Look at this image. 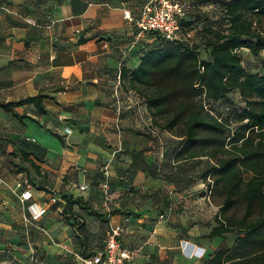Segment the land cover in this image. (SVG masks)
<instances>
[{
	"label": "crops",
	"instance_id": "obj_1",
	"mask_svg": "<svg viewBox=\"0 0 264 264\" xmlns=\"http://www.w3.org/2000/svg\"><path fill=\"white\" fill-rule=\"evenodd\" d=\"M143 1L0 0V103L43 95L46 110L15 107L26 115L19 120L0 109V264H11L9 254L56 263L78 249L60 216L62 194L101 215L84 212L89 248L109 224L123 223L133 264H208L233 247V234L208 236L219 206L201 178L206 159L177 160L182 139L155 127L143 100L122 87L121 67L137 68L157 45L134 22ZM113 151L106 201L102 165ZM24 180L32 196L21 201L14 187ZM32 204L42 209L35 219Z\"/></svg>",
	"mask_w": 264,
	"mask_h": 264
},
{
	"label": "trees",
	"instance_id": "obj_2",
	"mask_svg": "<svg viewBox=\"0 0 264 264\" xmlns=\"http://www.w3.org/2000/svg\"><path fill=\"white\" fill-rule=\"evenodd\" d=\"M184 1L189 6L182 33L190 32L191 38L168 41L149 32L157 45L137 68L121 67L122 87L143 100L155 127L182 139L177 160L206 159L201 178L219 206L208 236H236L233 247L213 252L208 264H264V69L248 71L242 59L243 50L260 59L264 52V0H218L224 19L202 26L188 17L193 0ZM236 95L241 106H229ZM43 99L36 95L0 103V109L23 120L26 115L14 108L32 104L44 114ZM21 154L28 159V153ZM31 163L40 175L39 166ZM60 199V216L77 238L79 255H92L102 243L89 248L84 212L101 215L82 197L62 194Z\"/></svg>",
	"mask_w": 264,
	"mask_h": 264
},
{
	"label": "built area",
	"instance_id": "obj_3",
	"mask_svg": "<svg viewBox=\"0 0 264 264\" xmlns=\"http://www.w3.org/2000/svg\"><path fill=\"white\" fill-rule=\"evenodd\" d=\"M188 3L184 0H146L140 15L134 20L139 33L157 32L161 37L168 41L187 40L191 38V33H182V21L186 17ZM124 17L131 20L129 12H124ZM112 157L102 165L104 180L101 183L104 199L108 200V181H109V163ZM79 190L86 189V185L78 186ZM14 190L20 191L21 201L29 200L32 196L30 185L27 180L19 181L15 184ZM210 192L208 191V194ZM31 205V216L35 219L41 213L42 209L34 208ZM161 218H164L162 215ZM128 220V219H126ZM125 232V226L121 224H109L105 230L102 247L95 253L88 256H78L81 264H133L135 253L125 248L121 243V236Z\"/></svg>",
	"mask_w": 264,
	"mask_h": 264
},
{
	"label": "rangeland",
	"instance_id": "obj_4",
	"mask_svg": "<svg viewBox=\"0 0 264 264\" xmlns=\"http://www.w3.org/2000/svg\"><path fill=\"white\" fill-rule=\"evenodd\" d=\"M212 1L213 0H193L194 6L193 8H191L188 17H190L192 20L194 19L197 20L198 21L197 24L201 26L204 23L208 24L209 22H212V23L220 22L222 19H224L222 16V8L219 3V1H222V0H219V1L217 0L218 2H212ZM225 1H228V0H225ZM223 23H225L224 20H223ZM199 25H195L194 27H200ZM199 34H200L199 30H197L198 37H200ZM201 48L204 49L203 47ZM202 49L200 50L201 54L202 56H205V52ZM242 59H243V65L246 67L248 71H253V72L263 71L264 52L261 55V59L254 58V57H251L250 55H245V54L242 56ZM229 106L240 107L241 105H240L239 98L237 96L236 97L234 96L232 101H230ZM216 109L218 110V113L220 115H226V111L223 109V107H217ZM75 239H76L75 242L77 244V238L75 237ZM18 252L20 253L21 251H18ZM77 254H79L78 249L72 248V250L65 251L64 254H59L60 256L55 259L56 263L55 261L49 262L47 261L49 259H46V261L45 260L42 261V264H76ZM9 255L12 256V258L10 259L12 261L11 264H22L21 262H19L13 257L15 254H9Z\"/></svg>",
	"mask_w": 264,
	"mask_h": 264
}]
</instances>
